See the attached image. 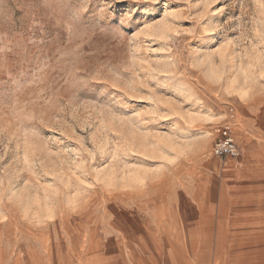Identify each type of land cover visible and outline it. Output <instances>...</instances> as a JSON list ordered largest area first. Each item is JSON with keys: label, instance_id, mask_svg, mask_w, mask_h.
<instances>
[{"label": "rangeland", "instance_id": "374dc122", "mask_svg": "<svg viewBox=\"0 0 264 264\" xmlns=\"http://www.w3.org/2000/svg\"><path fill=\"white\" fill-rule=\"evenodd\" d=\"M224 129L264 153V0H0V264L127 258Z\"/></svg>", "mask_w": 264, "mask_h": 264}, {"label": "crops", "instance_id": "0c3cea01", "mask_svg": "<svg viewBox=\"0 0 264 264\" xmlns=\"http://www.w3.org/2000/svg\"><path fill=\"white\" fill-rule=\"evenodd\" d=\"M240 157L216 156L217 188L193 193L178 223L153 226L113 264H264V153Z\"/></svg>", "mask_w": 264, "mask_h": 264}, {"label": "built area", "instance_id": "2783aa9c", "mask_svg": "<svg viewBox=\"0 0 264 264\" xmlns=\"http://www.w3.org/2000/svg\"><path fill=\"white\" fill-rule=\"evenodd\" d=\"M213 155L225 158V157H239L241 155L240 148L234 138L230 133L229 129H224L219 138L215 141L213 150Z\"/></svg>", "mask_w": 264, "mask_h": 264}]
</instances>
